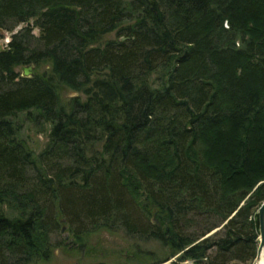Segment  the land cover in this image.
Listing matches in <instances>:
<instances>
[{"label": "trees", "instance_id": "16d2710c", "mask_svg": "<svg viewBox=\"0 0 264 264\" xmlns=\"http://www.w3.org/2000/svg\"><path fill=\"white\" fill-rule=\"evenodd\" d=\"M20 24L0 51V264L49 259L62 221L79 243L156 241L153 264H252L264 0H0V29Z\"/></svg>", "mask_w": 264, "mask_h": 264}, {"label": "rangeland", "instance_id": "374dc122", "mask_svg": "<svg viewBox=\"0 0 264 264\" xmlns=\"http://www.w3.org/2000/svg\"><path fill=\"white\" fill-rule=\"evenodd\" d=\"M29 24L32 26L33 21H30ZM25 26V24H20L12 31L0 29V48L5 49L12 34L17 33ZM32 29L33 34L38 36V29L33 27ZM112 37L109 36L108 38ZM21 70L22 67L15 69L16 72L22 75ZM43 72H49V67H33L34 74ZM76 95L73 91L67 89L60 90V98L63 103H66L69 98ZM45 128L48 130L49 126L47 125ZM46 135L47 133L38 132L31 124H26L20 137L26 140L30 148L37 154L45 146ZM199 222L201 220H198L197 224ZM63 228L65 230L61 231ZM66 236L67 238H65ZM52 242L55 245V249L51 257L39 264H153L156 260L165 259L168 253L166 248H163L156 241L133 237L122 229L90 232L84 238V241L79 243L75 237V230L70 229L63 221L60 223L58 231L52 235ZM171 262H174V259L163 264H171Z\"/></svg>", "mask_w": 264, "mask_h": 264}, {"label": "water", "instance_id": "95a60500", "mask_svg": "<svg viewBox=\"0 0 264 264\" xmlns=\"http://www.w3.org/2000/svg\"><path fill=\"white\" fill-rule=\"evenodd\" d=\"M2 50L4 49L0 48V51ZM21 72H22V77L30 78L34 75L33 66L32 65L24 66L22 67ZM257 216H258V238H257L258 245L256 249L255 259L252 262V264H255L262 255L264 258V202L259 207L257 211ZM64 230L65 228H63L61 231H64ZM65 238H67V236Z\"/></svg>", "mask_w": 264, "mask_h": 264}, {"label": "bare ground", "instance_id": "6f19581e", "mask_svg": "<svg viewBox=\"0 0 264 264\" xmlns=\"http://www.w3.org/2000/svg\"><path fill=\"white\" fill-rule=\"evenodd\" d=\"M2 38V37H1ZM7 46V45H6ZM35 66V65H34ZM33 66V67H34ZM76 93V92H75ZM234 216V215H233ZM231 218V217H230ZM222 228V227H221ZM221 228H220V230H221ZM218 230V229H217ZM179 256V255H178ZM177 256V257H178ZM255 264H264V258H263V255L260 257V259L255 263Z\"/></svg>", "mask_w": 264, "mask_h": 264}]
</instances>
